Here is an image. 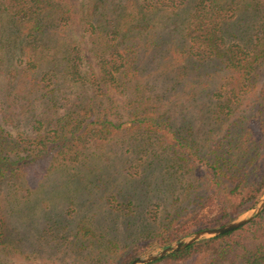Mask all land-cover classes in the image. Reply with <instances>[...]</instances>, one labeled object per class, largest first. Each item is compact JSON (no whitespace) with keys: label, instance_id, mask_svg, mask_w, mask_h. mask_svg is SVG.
<instances>
[{"label":"trees","instance_id":"obj_1","mask_svg":"<svg viewBox=\"0 0 264 264\" xmlns=\"http://www.w3.org/2000/svg\"><path fill=\"white\" fill-rule=\"evenodd\" d=\"M243 1L244 7L236 0H0V16L10 22L7 38L0 25V65L7 64L0 109V181L34 168L46 175L78 161L85 149L105 147L118 134L131 139L156 136L177 166L197 181L199 173L208 192H193L195 206L173 228L162 229L159 244L226 224L233 218L229 206L235 205V214L251 208L264 193V113L260 109L248 123L251 130L243 124L246 116H240L243 121L234 132H214L235 113L232 106L215 101L221 88L231 86L230 93L243 103L264 78V27L256 39L251 28L241 30L251 12L258 14L251 11L258 3ZM77 32L86 38L98 73L92 62L86 65ZM230 36L242 40L229 44ZM219 63L221 81L227 82L216 87ZM73 87L81 88L75 97L69 92ZM204 93L210 97L214 129L204 144L195 145L187 113ZM39 104L57 118L34 114ZM23 117H37L44 133L29 141L13 136L7 127L15 128ZM197 161L203 170L198 171ZM58 223L42 234L52 249L65 246ZM2 229L0 225L3 235ZM6 243L0 242L4 247ZM152 245H137L107 263L131 264ZM70 250L88 254L83 244ZM104 261L97 256L95 263ZM194 263L264 264V211L240 229L151 264Z\"/></svg>","mask_w":264,"mask_h":264},{"label":"rangeland","instance_id":"obj_2","mask_svg":"<svg viewBox=\"0 0 264 264\" xmlns=\"http://www.w3.org/2000/svg\"><path fill=\"white\" fill-rule=\"evenodd\" d=\"M255 1L258 7L251 11H258V14L251 12L249 24L241 27V30L251 28L254 39L255 34L264 27V0ZM235 3L243 5L244 1L236 0ZM0 25L5 29L2 35L7 38L10 22L6 15L0 16ZM232 29L228 31L232 32ZM75 37L83 48L86 65L92 62L98 73L97 61L89 52L86 38L81 32H77ZM228 39L229 44L242 40L232 36ZM6 65H0L3 66L0 70V109L6 83ZM219 65L214 78L216 87L227 82L221 81L224 76L223 63ZM263 83L264 78L261 77L257 88L243 103H239L236 96L230 93L231 86L221 88L219 99L215 98V101L221 100L223 104L232 106L235 113L231 121L221 124L214 131L215 134L224 136L227 131L234 132L238 122L243 121L239 120L240 116H246L243 124H246V130H251L252 126L248 123L254 120L260 109L264 113ZM75 90L78 92L81 88L70 89L72 97L77 95ZM215 93L213 91L210 95ZM199 99L198 104L191 105L187 113L188 120L195 128V145L204 144L214 129L210 97L204 93ZM225 110L227 112V108ZM60 112L63 114V110ZM34 114L57 118L44 104H39ZM37 119L23 117L15 128L7 129L13 136L23 135L29 141L38 133H44V129L36 124ZM161 146L156 136L131 139L130 136L118 134L105 147L85 149L78 161L55 167L46 175L34 168L1 180L0 225L4 229L0 242L7 243L5 247L0 244V264H94L97 256L104 257L103 264H108L107 260H111L109 257L119 256L137 245L153 243L143 251L141 255H144L187 237L166 244L158 243L164 227L173 228L193 209L194 191L197 195H207V184L203 179L200 181L199 173L197 181L192 172L177 166L175 157ZM263 157L264 154L260 156ZM195 165L200 169L198 171L204 169L202 162L197 161ZM191 185L193 191L189 189ZM113 197L117 198L114 203L111 201ZM229 208L233 218L242 213L235 214V205ZM55 221L60 222L59 236L65 238V246L52 249L42 234L47 233L52 225L55 226ZM75 244L87 246L88 254L70 250ZM83 253L88 255L86 260L79 258Z\"/></svg>","mask_w":264,"mask_h":264},{"label":"water","instance_id":"obj_3","mask_svg":"<svg viewBox=\"0 0 264 264\" xmlns=\"http://www.w3.org/2000/svg\"><path fill=\"white\" fill-rule=\"evenodd\" d=\"M264 211V193L259 197L257 202L249 209L245 210L237 217L225 225L205 229L195 232L175 243H171L158 251H151L147 254L137 257L131 264H151L157 260H160L170 254L182 251L187 247L199 243L204 240H209L230 233L250 223L258 215Z\"/></svg>","mask_w":264,"mask_h":264}]
</instances>
